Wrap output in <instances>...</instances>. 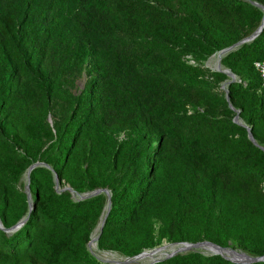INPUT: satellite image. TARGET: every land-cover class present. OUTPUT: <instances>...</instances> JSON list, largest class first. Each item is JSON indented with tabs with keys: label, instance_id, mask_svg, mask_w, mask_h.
Listing matches in <instances>:
<instances>
[{
	"label": "trees",
	"instance_id": "16d2710c",
	"mask_svg": "<svg viewBox=\"0 0 264 264\" xmlns=\"http://www.w3.org/2000/svg\"><path fill=\"white\" fill-rule=\"evenodd\" d=\"M262 16L250 0H0V222L27 216L0 228V264H132L88 249L106 196L74 200L55 175L60 189L110 190L100 249L131 257L207 240L263 255L264 27L221 59L257 145L216 90L227 75L202 64ZM90 57L95 74L74 96L62 79ZM54 98L68 112L52 133ZM35 162L27 213L19 180ZM154 264L244 263L190 251Z\"/></svg>",
	"mask_w": 264,
	"mask_h": 264
},
{
	"label": "water",
	"instance_id": "95a60500",
	"mask_svg": "<svg viewBox=\"0 0 264 264\" xmlns=\"http://www.w3.org/2000/svg\"><path fill=\"white\" fill-rule=\"evenodd\" d=\"M250 2H251L252 4H254L255 6L259 7V8L263 11L262 20H261L260 25L258 26V28H257L253 33H251L250 35H248V36H246V37L240 39L239 41H237L236 43H234V44H232V45H230V46H228V47H225V48H223V49H221V50H219V51H216L214 54L211 55V57H212V56H214V55L217 54V55L219 56V59H220V60L218 61L217 66H215V67H211V69H212L213 71L224 72V73L227 75V77H228V78L223 82V89H224V91H225V98H226L228 101H229V97H228V88H227V87H228L232 82H235V81H237L238 79H237V75H236L235 73H233L229 68H226V67H224V66L222 65V63H221V59H222V57H223L224 55H226L227 53H229V52L235 50L236 48H238V47L241 46L242 44L252 41V40H253V39H254V38H255V37L261 32V30H262L263 27H264V6H263L262 4H260L259 2L255 1V0H250ZM211 57H210V58H211ZM229 107H230L231 109H234V110L236 111V115H235V117H234V121H235L236 123H238V124H240V125L246 127V129H247V131H248V138H249L254 144L257 145V142H256V140L254 139V137H253V135H252L251 128H250L249 126H247V125L243 122V120L240 118V116H239V110H236V109L232 106V104L230 103V101H229ZM263 149H264V147H263ZM37 165H43V163H42V162H35V163L31 164V165L27 168V170H26V181H27L26 192H27V197H28V201H29V210L33 207V202H32V200H31V194H30V189H29V174H30V171H31L35 166H37ZM54 177H55V188L57 189V191H62V190H66V189H68V190L71 192V194H72V198H73L74 200H83V199L90 198V197H92V196H94V195H97V194H100V193H103V192L106 193V197H107V199H106V204H105V206H104V208H103V211H104L105 213H104V214L102 213V215H101V217H100V221H99L97 227L95 228V229H98V233L96 234V237H95V240H94L95 246L97 247V245H98V238H99V235H100V233H101V231H102V227H103V225H104V221H105L106 215H107V213H108V211H109V209H110V204H111V203H110V196H111V194H110V190H107V189H105V188H98V189H95V190H92V191H89V192H85V193L80 194V193H77L76 191H74V190H73L71 187H69V186H65L63 189H60V188H59V184H58V180H57L56 175H55ZM26 219H27V216L21 218L17 223H15L13 226H11V227H9V228H3V226H2V224H1V222H0V228L4 229V230H5L6 232H8V233H11V232L17 230L18 228H20V227L24 224V222L26 221ZM95 229H94V230H95ZM90 239L92 240V236H91ZM90 242H91V241H89V242L87 243V246H88L89 251H90L95 257H97L98 259H100V260H102V261H104V262H110V263H132V264H139L138 262H136V260H137L139 257H141V255H142L146 250H153V249H156V248L158 247V246H156V247H153V248H150V249H145V250H143L142 252H140V253L137 254V255H134V256H131V257H124V259H121V260H108V259H101L100 257L96 256V254H94V252H92V250H91V248H90ZM171 244H173V245H175V244H176V245H177V244H189V245H192V246H194V247H196V246H198V245H201V244H208V245H211V246H213V247H216V248H218V249H220V250H224V249H231V250H234V249H232V248H229V247H222V246H220V245H218V244H216V243H213V242H211V241H206V240H205V241H201V242H195V243H193V242L183 241V242H174V243H171ZM159 247H160V246H159ZM190 251H198V250L193 249V250H188V251H183V252H174V253L168 254V255H166V256H163V257H161V258H158V259H156V260H153L152 262H150V263H148V264H154V263H157V262L163 261V260H165V259H168V258H170V257H172V256H174V255H176V254H184V253H187V252H190ZM234 251H237V250H234ZM238 252H240V251H238ZM241 253H243V255H245V256L247 257L246 260H243V261H238V260H237V261H236V260H233V259L229 258L228 256H225V255L221 254L220 252H215V253H211V254H214V255H216V254L221 255L223 258H225V259H227V260H229V261H231V262H233V263H244V264H246V263H253V262L263 261V260H264V254L261 255V256H251V255L246 254L245 252H241Z\"/></svg>",
	"mask_w": 264,
	"mask_h": 264
},
{
	"label": "rangeland",
	"instance_id": "374dc122",
	"mask_svg": "<svg viewBox=\"0 0 264 264\" xmlns=\"http://www.w3.org/2000/svg\"><path fill=\"white\" fill-rule=\"evenodd\" d=\"M177 10H178L177 7L173 9V11H175V12ZM210 57L208 59H206L205 61H203L202 64L204 66L211 65V67H213V63L210 62ZM94 67H95V65L93 63V58H91V57L87 58L83 62V64H81V66H80V68L78 70L70 71L67 75H65L63 77V79H62V87L64 89L68 90L69 93H71L72 95H74V96L78 95L83 90V88L91 81L93 75L95 74ZM211 67H210V69H211ZM223 82H220L219 83V89L218 88L216 89L219 93L223 92V90H224L223 89ZM199 109L202 110V108H200V107H199ZM67 112H68V107H67L66 103L62 102L58 98H54V100L52 101V104H51V111L48 114V118H47V124H48V126H49V128H50L52 133H54V126L58 123V121H60L61 119H63L65 117ZM126 137H127V135H126L125 132H120V133H118L116 135L117 139H125ZM26 170L21 174L20 180H19L20 186L22 187V190L24 192H26V185H27ZM65 186H67V185H65ZM104 188L109 190L107 187H104ZM26 194H27V192H26ZM103 194L106 196V193L103 192ZM27 199H28V197H27ZM106 199H107V197H106ZM31 200H32V196H31ZM30 210H29V201H28V211H27V213H29ZM102 213L104 214L105 212L103 211ZM97 225H96V227H97ZM159 225H160L159 222L155 223V230L156 231L158 230ZM89 241H91V239ZM201 241H205V240H201ZM201 241H198V242H201ZM167 245H170L169 242H167L166 240H163L162 243L159 244L156 249L163 248V247H165ZM226 247L232 248V249L240 251V252H244V251L240 250L239 248H237L236 245L234 243H232V242H230L229 245L226 246ZM96 249H97L98 252L102 253V255H105L106 258H104V259H108V260H121V259H124L123 256H121V255H119V254H117L115 252H112L110 250H104V249L98 248V245H97ZM198 252L204 254L200 250H198ZM246 254H248V253H246ZM248 255H250V254H248Z\"/></svg>",
	"mask_w": 264,
	"mask_h": 264
},
{
	"label": "bare ground",
	"instance_id": "6f19581e",
	"mask_svg": "<svg viewBox=\"0 0 264 264\" xmlns=\"http://www.w3.org/2000/svg\"><path fill=\"white\" fill-rule=\"evenodd\" d=\"M219 56L216 54L214 56H212L210 58V62L213 63V67L217 66L218 61H219ZM209 62V63H210ZM211 67V65H209ZM98 233V229H95L92 233V240L90 242V248L92 250V252H94V254H96V256L104 259L106 258L105 255H102V253L98 252L94 243L96 234ZM167 245L163 248H159V249H153L150 251H147L145 253H143L141 255V257H139L136 262L140 263V264H148L150 262H152L153 260H156L158 258H161L163 256H166L168 254L174 253V252H183V251H188V250H200L202 251L204 254H211V253H215V252H220L221 254L228 256L229 258L233 259V260H238V261H243L246 260L247 257L245 255H243V253L238 252V251H234L231 249H224V250H220L216 247H213L211 245L208 244H201L198 245L196 247L189 245V244H171Z\"/></svg>",
	"mask_w": 264,
	"mask_h": 264
},
{
	"label": "built area",
	"instance_id": "2783aa9c",
	"mask_svg": "<svg viewBox=\"0 0 264 264\" xmlns=\"http://www.w3.org/2000/svg\"><path fill=\"white\" fill-rule=\"evenodd\" d=\"M254 66L260 73L262 86L264 87V59L254 62Z\"/></svg>",
	"mask_w": 264,
	"mask_h": 264
}]
</instances>
